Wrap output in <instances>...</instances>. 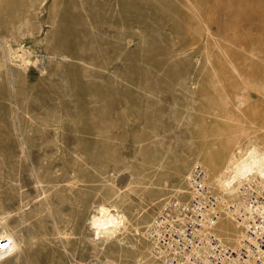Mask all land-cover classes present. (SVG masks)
Listing matches in <instances>:
<instances>
[{"label":"rangeland","instance_id":"374dc122","mask_svg":"<svg viewBox=\"0 0 264 264\" xmlns=\"http://www.w3.org/2000/svg\"><path fill=\"white\" fill-rule=\"evenodd\" d=\"M252 1L0 0V215L24 239L18 260L3 264H166L148 225L164 201L189 198L191 166L215 178L240 148L264 149V90L251 92L246 117L232 119L229 107L227 61L259 60L250 19L241 21L264 14V1ZM228 20L237 21L229 34ZM102 206L126 224L94 241L90 217ZM223 218L217 234L236 243L223 230L239 223Z\"/></svg>","mask_w":264,"mask_h":264},{"label":"built area","instance_id":"2783aa9c","mask_svg":"<svg viewBox=\"0 0 264 264\" xmlns=\"http://www.w3.org/2000/svg\"><path fill=\"white\" fill-rule=\"evenodd\" d=\"M240 160L239 154L227 165L224 187L202 163H194L186 176L189 198H170L154 214L147 231L166 264H264V183L252 173L233 181ZM226 214L244 228L239 243L216 232Z\"/></svg>","mask_w":264,"mask_h":264},{"label":"bare ground","instance_id":"6f19581e","mask_svg":"<svg viewBox=\"0 0 264 264\" xmlns=\"http://www.w3.org/2000/svg\"><path fill=\"white\" fill-rule=\"evenodd\" d=\"M248 1V0H247ZM250 1V0H249ZM264 1V0H263ZM236 2H238V1H236ZM246 2V1H245ZM255 2V1H254ZM230 3V2H229ZM239 3H240V1H239ZM242 3H244V1L242 2L241 1V3L239 4V5H241ZM250 3H253V1L251 0V2ZM250 3H246V4H250ZM219 4H221V3H219ZM255 4V8H257V7H261V5H263V2H261L260 0H256V3H254ZM227 5V4H226ZM231 5H232V3H231ZM253 5V4H252ZM221 6V5H220ZM235 6H236V4H235ZM257 6V7H256ZM264 6V5H263ZM229 7H231L230 5H229ZM228 7V8H229ZM253 7V8H254ZM232 8V7H231ZM236 8H237V6H236ZM235 8V9H236ZM238 8H239V6H238ZM237 8V9H238ZM239 10V9H238ZM235 11H237V10H235ZM228 12H229V10H228ZM232 12H234V10L232 11ZM232 12H231V14H232ZM240 11H238L237 13H239ZM216 13V12H215ZM226 13V12H225ZM236 13V12H235ZM234 13V15H232V16H234V18L236 17L237 18V16H239V14L238 15H236ZM219 14V13H218ZM240 15H243L244 17H245V15H244V13L242 14L241 12H240ZM248 15V14H247ZM246 15V16H247ZM216 16V15H215ZM224 16H226V14L224 15ZM228 16V15H227ZM230 16V15H229ZM231 16V17H232ZM215 18V17H214ZM225 18V17H224ZM235 18V19H236ZM243 18V17H242ZM241 17H239V19H242ZM247 18H248V20H249V23H250V21H254L253 22V25H252V23H251V25L248 23V24H246L245 23V26L246 25H248V26H246V29H245V32L247 33V34H249V35H251L252 36V39L254 40V44H251L252 46L253 45H255V43H256V41H258V45L255 47V49L253 50V51H251L250 49H249V51L250 52H254L256 49V51H255V55L258 57V61H256L255 63H250V64H242V65H240V64H235L232 60H228L229 58L227 57V59L226 60H228L227 61V63H228V65H229V69L231 70L230 71V74L232 75V79L230 80V83H228L229 84V86L232 88V92H234V96H233V102H231V106H229L230 107V114H231V118L232 119H236L237 118V116H236V114H240L241 116H240V118L241 117H246L247 116V114H246V106H247V102H248V97L251 95V92L253 91L254 92V90L257 92L258 90H261L262 89V91L264 90V14L263 13H260V12H252L251 14H249L248 15V17H246V19H244V20H241V21H245V20H247ZM218 19V18H217ZM216 19V20H217ZM227 19V18H226ZM224 20V19H223ZM238 20V19H237ZM221 21V20H220ZM225 21V20H224ZM230 20H228V22L227 23H229L230 25H223L224 26V28H223V26H222V28H221V26H219V28H221V29H224V31L223 32H225V30L226 31H228L227 30V28L229 27V26H231V24H232V21H230ZM236 20H234L233 21V23L235 22ZM216 21H214V23H215ZM237 22V21H236ZM235 22V23H236ZM245 22H248V21H245ZM218 23V22H217ZM239 23V24H238ZM238 26L239 25H241V22L238 20ZM243 23V22H242ZM226 24V23H225ZM237 24H235V26H237ZM215 25H216V23H215ZM217 25H219V24H217ZM222 25V24H221ZM232 25H234V24H232ZM244 25V24H243ZM240 27V26H239ZM243 27V26H242ZM214 28H216L217 29V27H214ZM232 28H234V27H232L231 26V29ZM245 28V27H244ZM235 30H237L236 28H234ZM240 29H242V28H240ZM215 30V29H214ZM244 30V29H243ZM242 30V31H243ZM218 31V32H217ZM216 32L218 33V34H220L219 32V30H217ZM239 31V30H238ZM237 31V32H238ZM215 32V33H216ZM222 32V33H223ZM229 32H230V30L227 32L228 34H229ZM235 31L233 30L232 32H231V35H233V33H234ZM244 32V33H245ZM214 33V34H215ZM240 33V32H239ZM239 33H237V35L239 34ZM211 34V33H210ZM223 34H226V33H223ZM236 34V33H235ZM235 34H234V36H235ZM212 35V37H213V34H211ZM237 35H236V37H237ZM217 35H215L214 37H216ZM222 36V35H221ZM229 36V35H228ZM234 36H233V38H234ZM245 36V35H244ZM211 37V38H212ZM213 37V38H214ZM223 38H225L224 36H222ZM222 37H220V40H219V43H220V41L222 40ZM226 37H227V35H226ZM247 36H245V38H246ZM210 38V40H212ZM219 38V37H218ZM228 38L229 37H227L226 39L228 40ZM233 38H231V39H233ZM238 38V37H237ZM244 38V39H245ZM1 40V39H0ZM213 40H215V39H213ZM212 40V41H213ZM216 40H217V37H216ZM224 41L223 42H225V39H223ZM230 41V40H229ZM229 41H227L229 44H231ZM234 41H236V39H234ZM240 41V40H239ZM4 42L5 41H3V45H4ZM215 41H213V43H214ZM226 42V43H227ZM241 42V41H240ZM240 42H238L239 43V46L241 45L240 44ZM245 42H246V40H245ZM211 44H212V42H210ZM217 43V42H216ZM213 44V45H217V44ZM218 43V44H219ZM225 43V44H226ZM227 43V44H228ZM236 43V42H235ZM2 44V43H1ZM0 44V45H1ZM222 44V46L223 45H225V44H223V43H221ZM234 44V43H233ZM232 44V45H233ZM213 45H211V46H213ZM231 45V46H232ZM22 46V45H21ZM210 46V48H212ZM219 46L221 47V49H222V46L219 44ZM218 45L216 46V47H219ZM225 46H227V45H225ZM220 47L218 48L219 50H220ZM214 48H215V46H214ZM214 48H212V49H214ZM227 48V47H226ZM225 48V49H226ZM241 48V47H240ZM239 48V49H240ZM5 49V48H4ZM10 49V48H9ZM9 49H7V51L9 50ZM12 49V48H11ZM24 49V48H23ZM22 49V50H23ZM27 49V48H26ZM212 49H211V51H212ZM228 49H231V47L229 48H227V50ZM234 49V48H233ZM236 49H237V47H236ZM2 50V49H1ZM1 50H0V53H1ZM65 50H67V49H65ZM215 50H216V48H215ZM223 51H225V52H227L226 50H224V49H222ZM241 50H243V47L241 48ZM11 51V50H10ZM14 51H15V48H14ZM24 51H25V49H24ZM27 51H28V49H27ZM63 51V50H62ZM61 51V52H62ZM222 51V52H223ZM229 52L231 51V50H228ZM204 52H205V50H204ZM222 52H220L219 51V53H221L222 54ZM224 52V53H225ZM229 52H227V53H229ZM17 53H19V51L17 52ZM25 53V52H24ZM23 53V54H24ZM69 53V52H68ZM206 53V52H205ZM209 53V52H208ZM215 53V52H214ZM223 53V54H224ZM227 53H225V56H228V55H226ZM249 55H251V57H252V53H249V52H247ZM217 54V53H216ZM220 54V55H221ZM223 54L221 55V56H223ZM10 55V54H9ZM209 55H214L213 53L211 54H209ZM219 55V56H220ZM254 55V56H255ZM16 56H20L19 54H17ZM64 56V55H63ZM205 56H207V55H205ZM217 56V55H216ZM225 56H223V58L225 57ZM255 56V57H256ZM8 57V56H7ZM6 57V58H7ZM11 57H12V55H11ZM234 57V56H233ZM244 57V56H243ZM256 57V58H257ZM15 59H20V57L19 58H17V57H14ZM206 58V57H205ZM209 58V57H208ZM213 57H211L210 59H212ZM1 59H3L4 60V58H1ZM221 59V58H220ZM20 60H22L24 63L26 62L25 61V58H21ZM219 60V59H218ZM225 60V59H224ZM6 61H7V59H6ZM8 61H9V59H8ZM29 61V60H28ZM208 61H209V59H208ZM207 61V59H206V62H208ZM211 61V60H210ZM209 61V62H210ZM221 61H223V59L221 60ZM221 61H219V62H221ZM246 61V60H245ZM1 62H3V61H1ZM17 62V61H16ZM21 62V61H20ZM214 62H216V61H214ZM219 62H218V65H219ZM13 63V62H12ZM245 63V62H244ZM8 64V63H7ZM210 64V63H209ZM226 64V63H225ZM17 65L19 66V63H17ZM218 65H216V66H218ZM222 65V64H221ZM210 66V65H209ZM4 67L6 68V66H5V63H4ZM4 67H3V70H4ZM211 68H212V66H210ZM224 67H225V65H224ZM8 68V67H7ZM24 68V67H23ZM1 69H2V67H1ZM212 70V69H211ZM214 70V69H213ZM212 72H214V71H212ZM215 75H216V73H215ZM214 77L215 76H213V78L212 79H214ZM216 77H217V75H216ZM224 78V77H223ZM217 79V78H216ZM218 80V79H217ZM226 81V80H225ZM221 82H222V80H221ZM217 83H219L218 81H217ZM217 83L216 84H214V83H212L213 85H217ZM79 84V83H78ZM219 85H220V83H219ZM215 86H213L214 87V89H215ZM220 87H223V86H220ZM81 88V87H80ZM79 88V89H80ZM217 88V87H216ZM224 88H226V87H224ZM216 90V89H215ZM221 91H222V88H221ZM219 91H217V93L216 94H219L218 93ZM226 93H228V90H227V92ZM225 93V94H226ZM230 95H231V93H229ZM259 94V93H258ZM227 95V94H226ZM261 95V94H260ZM220 97H219V99L222 97L221 95H219ZM216 97V96H215ZM229 97V96H228ZM250 98V97H249ZM218 99V98H217ZM223 100V98L221 99V101ZM224 100H225V97H224ZM229 100H231L230 98H229ZM220 101V100H219ZM260 101V100H259ZM223 102V101H222ZM221 102V103H222ZM171 103V102H170ZM217 103H219L218 101H217ZM224 103V102H223ZM209 104H212V105H214V103H209ZM208 104V105H209ZM252 104V103H251ZM221 105V104H220ZM220 105H218V106H220ZM224 105V104H223ZM228 105H229V103H228ZM249 105V104H248ZM207 106V105H206ZM204 107L205 108V110H206V108H208V107ZM221 107H223V106H221ZM260 107V106H259ZM203 108V107H202ZM216 108V107H215ZM218 108V107H217ZM256 108V107H255ZM197 109H200V108H197ZM225 109V108H224ZM201 110V109H200ZM202 110H204V109H202ZM204 110V111H205ZM256 110V109H255ZM218 111V110H217ZM206 112V111H205ZM209 112H210V110H209ZM202 113V112H201ZM214 113V112H213ZM222 113V112H221ZM252 113V112H251ZM203 114V113H202ZM206 114V115H205ZM204 115L205 116H207L208 114L207 113H205ZM210 115V114H209ZM229 115V114H228ZM254 115V114H253ZM252 115V116H253ZM226 116H227V113H226ZM213 118H214V116H212ZM225 117V116H224ZM223 117V118H224ZM229 117V116H228ZM204 118V117H203ZM202 118V119H203ZM217 117H215V119H216ZM207 119V118H206ZM229 119V118H228ZM227 118H226V120H228ZM238 120V119H237ZM237 120H236V123H237ZM219 121V120H218ZM223 121V120H222ZM229 121H231L230 119L228 120V122ZM225 122V121H224ZM226 123V122H225ZM214 125H215V122H214ZM218 125V122H217V124L215 125L217 128L219 127V125ZM211 126H213V125H211ZM179 127V126H178ZM214 129H215V127H213ZM218 130V129H217ZM221 130V128H219V130L217 131V132H219ZM222 131V130H221ZM222 133V132H221ZM226 133V132H225ZM242 133V130H241V132H240V134ZM213 134V133H212ZM219 134H220V132H219ZM223 134V133H222ZM239 134V133H238ZM243 135H244V133H242ZM214 135V134H213ZM215 135H217L216 134V132H215ZM229 135V134H228ZM223 135H221V137H222ZM227 136V135H226ZM225 136V137H226ZM246 136V135H245ZM245 136H242V138H244ZM216 137H219V136H216ZM220 137V138H221ZM261 137H263V136H261ZM237 138V140L240 138V135H239V138H238V136L236 137ZM247 138H249V137H247ZM257 138V137H256ZM246 139V138H245ZM230 140H232V135H231V139H229V137H228V141H230ZM225 141L226 142H228L227 141V139H225ZM231 142H233V140L232 141H230V143ZM239 142V141H238ZM237 142V143H238ZM241 142V141H240ZM230 143L228 142L227 144H229L230 145ZM242 143V142H241ZM240 143V144H241ZM245 144H246V142H244ZM249 143V142H248ZM255 143V142H254ZM226 144V145H227ZM232 144V143H231ZM239 144V143H238ZM238 144H237V146H238ZM233 145V144H232ZM247 145V144H246ZM245 145V146H246ZM244 146V145H243ZM223 147V146H222ZM221 147V148H222ZM240 147V146H239ZM238 147V148H239ZM242 147V146H241ZM224 148V147H223ZM223 148H222V150H223ZM230 149V148H229ZM233 149H234V147H233ZM224 150H225V148H224ZM227 150V149H226ZM217 152V151H216ZM227 154H229L230 152H226ZM225 153V154H226ZM224 154V153H223ZM232 154V153H231ZM230 154V155H231ZM241 155V157H242V160H240L238 163H236V167H234V169H233V176H232V180L233 181H236V182H240L241 180H242V178H244L247 174H249V173H252V174H254V175H256L258 178H260L261 179V181L264 183V149H261L260 147H257V146H248V147H245V148H240L237 152H235L234 154H233V156H232V158L230 159V161H232V159L234 158V157H236L237 155ZM216 155H217V153H216ZM225 156H223V158H224ZM230 158V157H229ZM228 158V159H229ZM217 159V158H216ZM213 160V159H212ZM226 161H227V159H225ZM228 162V161H227ZM226 162V163H227ZM218 163V162H217ZM226 163H225V165H226ZM213 164V163H212ZM212 164H210V167H211V165ZM214 166L216 165V163L215 164H213ZM228 165V164H227ZM213 166V167H214ZM221 166H223V164H221ZM220 166H218V168H219ZM214 168H216V167H214ZM225 170H226V167L224 168V169H222V170H220L219 172H217V175L215 176V178H214V176H213V178L215 179V183L218 185V186H223L224 187V183H222V177H223V174H224V172H225ZM214 172V171H213ZM214 174V173H213ZM40 180V179H39ZM36 181V180H35ZM35 183V182H34ZM40 183V182H39ZM34 185V184H33ZM40 187V186H39ZM162 187H164V186H162ZM166 188V187H165ZM169 188V187H168ZM170 190H173L174 192H176L177 194H180V193H182V192H184V190H182V189H180V188H176V189H170ZM169 190V191H170ZM189 190V189H188ZM24 192V191H23ZM166 192V191H165ZM189 192H190V190H189ZM25 193V192H24ZM30 198V197H29ZM44 199V198H43ZM1 201H2V199H1ZM22 201V200H21ZM27 201H28V199H27ZM33 201V200H32ZM32 201H30V203L32 202ZM41 201V200H40ZM19 202V201H18ZM3 202H1L0 204H2ZM23 203V202H22ZM27 203V202H26ZM29 203V202H28ZM4 205V204H3ZM24 205V204H23ZM22 205V206H23ZM26 205V204H25ZM9 206V205H8ZM21 206V205H20ZM38 206V205H37ZM2 207L4 208V206H1V208L0 209H2ZM39 207V206H38ZM10 208V207H9ZM19 208V207H18ZM22 208H24V207H22ZM21 209V208H20ZM33 209V208H32ZM39 209H44V208H39ZM149 209H150V206H149ZM152 209V208H151ZM4 210H7V209H4ZM17 210V209H16ZM3 211V210H2ZM31 211V210H30ZM29 211V212H30ZM45 211V210H44ZM152 211V210H151ZM8 212V211H7ZM14 212V211H13ZM34 212H36V211H34ZM32 213V211H31V213L32 214H34V217L37 219V214L39 213L38 212V210H37V213L35 214V213ZM10 213V212H9ZM25 214V213H24ZM29 214V213H28ZM28 214H26V215H28ZM41 214V213H40ZM43 214L45 215V212H43ZM43 214H41V215H43ZM10 215V214H9ZM12 215H14V214H12ZM17 215V214H16ZM36 215V216H35ZM33 216V215H32ZM40 216V215H39ZM38 216V217H39ZM53 216V215H52ZM51 216V218H50V220L53 218ZM25 217V216H24ZM23 217V218H24ZM226 217H228L229 219H231V220H233L232 218H230V215L229 214H226ZM22 218V217H21ZM29 218V217H28ZM28 218L26 217L25 219H27L28 220ZM59 218V217H58ZM17 219V218H16ZM41 219V218H40ZM56 219H57V217H56ZM222 219V218H221ZM224 219V218H223ZM222 219V220H223ZM225 219H227V218H225ZM19 220V219H18ZM20 220H22V219H20ZM53 220V219H52ZM125 220H126V217L125 216H123L120 212L119 213H113V212H111V210L110 209H108L106 206H102V207H98L97 209H96V211L91 215V217H90V223H91V227L94 229V234H96V236L95 237H93V240L94 241H97V240H99V239H101V238H105V237H108L110 234L112 235V234H114V233H116V230H117V228L119 227V226H125ZM23 221H24V219H23ZM56 221V220H55ZM227 221V220H226ZM229 221V220H228ZM12 221H10L9 220V216L7 215V216H1L0 215V264H3V262L6 260V258L7 257H9V256H16V259H14V260H18L17 259V257H19V255H20V253H21V250H24V249H22V244H21V241L23 240L24 241V239H22L21 240V238H20V236H18V234H17V231H16V228H15V224L14 223H11ZM27 222V221H26ZM30 222H31V220H30ZM49 222V221H48ZM51 222V221H50ZM54 222V221H53ZM52 222V225H50V226H52V227H54L53 225H55L54 223ZM230 222V221H229ZM20 225L22 224L20 221L18 222ZM239 223V222H238ZM14 224V225H13ZM24 224V223H23ZM47 222L44 224L46 227H47ZM239 224H241V223H239ZM239 224H236V227L232 230V231H230V230H228L226 227L224 228V235L226 236V237H224V238H227V237H232L231 239L232 240H234L233 242H236V243H239L242 239H243V237H244V230H243V228H242V226H240ZM28 225V224H27ZM26 225V226H27ZM227 225V224H226ZM51 227V228H52ZM27 229H28V227H27ZM31 230V229H30ZM138 230V229H137ZM27 231V230H26ZM138 231H140V230H138ZM29 232V231H28ZM30 233V232H29ZM28 233V234H29ZM140 233V232H139ZM21 234H22V232H21ZM19 235H20V233H19ZM24 235H26V234H24ZM31 235V234H30ZM29 235V236H30ZM22 236V235H21ZM32 236H34V235H32ZM32 236H30V237H32ZM23 237V236H22ZM25 237V236H24ZM23 237V238H24ZM28 237V236H27ZM30 237H28V239L25 237V240L27 239L28 240V242H29V238ZM33 238V237H32ZM26 240V241H27ZM31 240V239H30ZM90 240V239H89ZM25 241V242H26ZM36 242V241H35ZM25 254V253H24ZM27 255V254H26ZM25 255V256H26ZM14 258V257H13ZM26 258V257H25ZM28 258V257H27ZM24 259V258H23ZM31 259V258H30ZM18 261H16V263H17ZM26 262V261H25ZM105 262V261H104ZM107 262V261H106ZM105 262V264H111V263H109V262H107L106 263ZM12 263H13V261H12ZM20 263V262H19ZM103 263V262H102Z\"/></svg>","mask_w":264,"mask_h":264}]
</instances>
